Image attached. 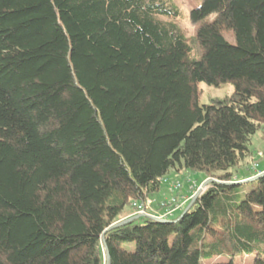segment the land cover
<instances>
[{"label": "trees", "instance_id": "1", "mask_svg": "<svg viewBox=\"0 0 264 264\" xmlns=\"http://www.w3.org/2000/svg\"><path fill=\"white\" fill-rule=\"evenodd\" d=\"M178 15L0 0V264H105L103 242L109 264H264V175L236 176L264 126V0H201L190 38ZM198 83L234 89L198 105ZM177 167L211 180L191 208L119 225Z\"/></svg>", "mask_w": 264, "mask_h": 264}, {"label": "rangeland", "instance_id": "2", "mask_svg": "<svg viewBox=\"0 0 264 264\" xmlns=\"http://www.w3.org/2000/svg\"><path fill=\"white\" fill-rule=\"evenodd\" d=\"M176 3L179 9V15L174 22L177 24L181 33L190 38L195 35L197 25L190 19V11L200 5L201 0H172ZM209 17L207 20H211ZM199 90L198 105L209 104L213 100L222 99L229 96L233 92V85L231 83L223 84L219 87L209 86L205 83H198ZM250 149V156L242 162L239 169L236 172V176L239 179L244 180L253 173L252 164L259 159V153L264 154V126L260 128L250 139L248 145ZM262 161V160H261ZM204 174L200 172H193L185 168L171 169L161 181L160 188L148 200L151 202V208H156L157 204L161 202H170L172 199L177 201L188 198L187 202L190 203L193 195L205 182L203 180ZM176 184L180 185V189L174 191L172 187ZM186 202V203H187ZM177 214V213H175Z\"/></svg>", "mask_w": 264, "mask_h": 264}, {"label": "built area", "instance_id": "3", "mask_svg": "<svg viewBox=\"0 0 264 264\" xmlns=\"http://www.w3.org/2000/svg\"><path fill=\"white\" fill-rule=\"evenodd\" d=\"M259 156H262L261 153H259ZM252 169L256 174H260L261 171L258 167L257 163L252 164ZM161 181L165 182V179L161 178ZM174 191H177L180 189V185L176 184L172 187ZM185 202L183 200L177 201L176 199H172L169 203L168 202H161L157 204L156 208H151V202L150 200H146L145 202H134L132 204V207L135 208L136 214L141 216H147L151 218H159V219H165L172 217L178 210H182L184 207Z\"/></svg>", "mask_w": 264, "mask_h": 264}, {"label": "water", "instance_id": "4", "mask_svg": "<svg viewBox=\"0 0 264 264\" xmlns=\"http://www.w3.org/2000/svg\"><path fill=\"white\" fill-rule=\"evenodd\" d=\"M262 175H264V171H262L260 174H256L254 177H252V178H249L247 181H249V180H252V179H254V178H257V177H259V176H262ZM211 180H205V182L201 185V187L199 188V189H197V191L195 192V194L193 195V197H192V199H191V201H190V203L186 206V208L183 210V213L184 212H186L187 210H189L190 208H191V206H192V204L194 203V201H195V199L203 192V190L205 189V186H206V184L208 183V182H210ZM141 215H136V216H133V217H131V218H129V219H127V220H125V221H122L121 223H119V225L120 224H124V223H126V222H131L132 220H134V219H136V218H138V217H140ZM155 219H157V220H159V221H164V220H162V219H159V218H155ZM103 248H104V252H105V264H109V255H108V252H107V248H106V245H105V243L103 242Z\"/></svg>", "mask_w": 264, "mask_h": 264}, {"label": "crops", "instance_id": "5", "mask_svg": "<svg viewBox=\"0 0 264 264\" xmlns=\"http://www.w3.org/2000/svg\"><path fill=\"white\" fill-rule=\"evenodd\" d=\"M264 160V159H263ZM205 181V180H204ZM187 200H188V198L187 197H185L184 199H183V201L186 203L187 202ZM181 210H178L177 212H180ZM176 212V213H177Z\"/></svg>", "mask_w": 264, "mask_h": 264}]
</instances>
